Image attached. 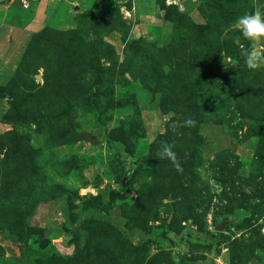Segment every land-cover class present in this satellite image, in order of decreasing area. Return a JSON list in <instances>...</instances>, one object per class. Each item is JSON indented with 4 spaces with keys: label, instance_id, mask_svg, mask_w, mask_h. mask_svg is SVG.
<instances>
[{
    "label": "rangeland",
    "instance_id": "374dc122",
    "mask_svg": "<svg viewBox=\"0 0 264 264\" xmlns=\"http://www.w3.org/2000/svg\"><path fill=\"white\" fill-rule=\"evenodd\" d=\"M22 1L0 264H264V0Z\"/></svg>",
    "mask_w": 264,
    "mask_h": 264
},
{
    "label": "built area",
    "instance_id": "2783aa9c",
    "mask_svg": "<svg viewBox=\"0 0 264 264\" xmlns=\"http://www.w3.org/2000/svg\"><path fill=\"white\" fill-rule=\"evenodd\" d=\"M22 8H27L28 7V2L26 0H23L21 3Z\"/></svg>",
    "mask_w": 264,
    "mask_h": 264
},
{
    "label": "crops",
    "instance_id": "0c3cea01",
    "mask_svg": "<svg viewBox=\"0 0 264 264\" xmlns=\"http://www.w3.org/2000/svg\"><path fill=\"white\" fill-rule=\"evenodd\" d=\"M40 12V11H39Z\"/></svg>",
    "mask_w": 264,
    "mask_h": 264
}]
</instances>
